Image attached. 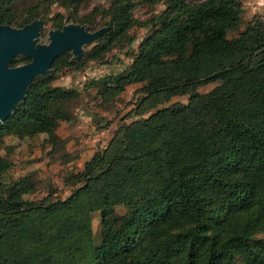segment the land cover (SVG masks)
I'll use <instances>...</instances> for the list:
<instances>
[{
	"label": "trees",
	"instance_id": "trees-1",
	"mask_svg": "<svg viewBox=\"0 0 264 264\" xmlns=\"http://www.w3.org/2000/svg\"><path fill=\"white\" fill-rule=\"evenodd\" d=\"M86 0H0V24L19 28L36 19L50 29L98 23L107 29L86 51L98 60L130 44L140 25L132 0L84 9ZM158 0H141L154 4ZM124 69L92 81L103 97L138 83L148 108L173 102L119 126L107 145L71 175L65 198L27 200L28 176L4 182L0 155V264H264V18L235 36L238 0H162ZM57 5L65 13L50 7ZM13 57L10 66L26 63ZM75 63L58 55L34 77L0 122L4 134L47 135L68 119L72 88L53 85ZM77 66V65H76ZM217 82L206 92L197 87ZM125 209L117 214L115 208ZM99 214L93 242L90 213Z\"/></svg>",
	"mask_w": 264,
	"mask_h": 264
},
{
	"label": "rangeland",
	"instance_id": "rangeland-1",
	"mask_svg": "<svg viewBox=\"0 0 264 264\" xmlns=\"http://www.w3.org/2000/svg\"><path fill=\"white\" fill-rule=\"evenodd\" d=\"M108 1L86 0L85 8L79 13L89 11L93 7L105 8ZM132 1L131 14L141 24L129 29L128 34L132 38L130 44L114 45L98 60L85 59L84 55L95 43L97 35L92 41L81 44L78 51H66L69 53V59L75 64L63 68L52 84L63 88H72L76 91L77 96L68 102V119L59 122L55 130V143L48 142L45 133H39L32 137L22 134L21 137H18L14 132L2 136L0 155L10 163L2 174V179L4 182H9L20 176H28L31 189L22 194L24 199L35 201L46 195L51 200L65 198L80 185L71 181V175L80 171L83 163L94 152L107 145L119 126L145 117L156 108L167 106L173 102L185 103L187 101L186 94L175 95L155 107L148 108L141 102L143 93L138 90L140 86L138 83L128 84L117 94L104 97L96 92V86L90 84L92 81H100L105 77L124 71L131 61V54L135 52L139 40L149 32L147 20L163 8L162 0H158L152 5L142 3L141 0ZM238 1L240 2V21L233 29L226 32L228 38L235 37L252 18H264V0ZM55 11L65 13L62 8L52 5L50 14ZM65 25H71L73 30H83L84 27H87V25L78 23ZM104 27L98 23L94 30L88 29V32H101ZM35 29L36 36L30 40V47L47 44L49 32L53 30L49 28V21L42 19L36 24ZM17 56L24 57L28 60L27 62L31 59L24 52L16 53L13 57ZM9 63L7 66L13 67ZM216 84L217 82H212L200 85L197 87V91L206 92ZM115 212L122 214L125 209L118 206L115 208ZM90 225L93 242L97 243L99 239V214L97 211L90 213ZM256 236L264 239V231Z\"/></svg>",
	"mask_w": 264,
	"mask_h": 264
},
{
	"label": "water",
	"instance_id": "water-1",
	"mask_svg": "<svg viewBox=\"0 0 264 264\" xmlns=\"http://www.w3.org/2000/svg\"><path fill=\"white\" fill-rule=\"evenodd\" d=\"M42 19H36L19 28L0 24V122L4 121L15 104L23 99L30 81L48 73L51 62L58 55L76 52L80 45L92 41L101 32L89 33L88 28L73 30L71 25H63L60 29L49 32V41L42 46L30 47V40L36 36L35 26ZM25 53L29 62L13 67L7 64L16 53Z\"/></svg>",
	"mask_w": 264,
	"mask_h": 264
}]
</instances>
